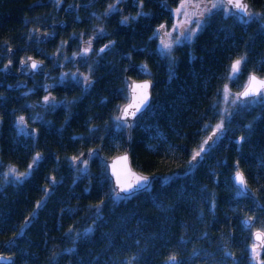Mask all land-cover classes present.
I'll return each instance as SVG.
<instances>
[{"label":"trees","instance_id":"16d2710c","mask_svg":"<svg viewBox=\"0 0 264 264\" xmlns=\"http://www.w3.org/2000/svg\"><path fill=\"white\" fill-rule=\"evenodd\" d=\"M248 1L264 12V0ZM114 2L0 0V253L12 264H166L172 255L178 264H264V250L250 255L253 232L264 230V100L226 116L218 107L227 84L237 93L250 73L264 77V19L244 23L220 7L191 42L162 53L154 33L173 24L182 0H127L109 12ZM127 15L137 18L122 23ZM38 30L54 34L43 41ZM29 58L45 67L18 75ZM127 76L153 84L132 123L117 120ZM126 150L155 178L116 202L106 161ZM235 165L253 196L237 195ZM9 166L27 175L8 181Z\"/></svg>","mask_w":264,"mask_h":264},{"label":"snow or ice","instance_id":"6c2138e0","mask_svg":"<svg viewBox=\"0 0 264 264\" xmlns=\"http://www.w3.org/2000/svg\"><path fill=\"white\" fill-rule=\"evenodd\" d=\"M59 2V0H58ZM119 2V0H118ZM222 3H226L227 5H231L232 8L236 9L237 12L240 14L241 19L243 20L244 23H248L250 22V20L252 19H264V12L262 13H254V12H250L249 11V6L247 3L244 2V0H219L218 3H214L212 5L213 8H217L219 6V4ZM184 7L183 4V0L181 3V6L178 7L176 9V13L180 14L181 9ZM114 8L113 6H110L109 10H112ZM244 17H247L248 19H244ZM128 20L127 17L124 18V20L122 21V23H126ZM164 26L161 25V29ZM175 27V26H174ZM160 31V29H157V33ZM154 35H156V33H154ZM90 44L91 42L89 41V47L83 49L82 54L86 55L88 51H90ZM163 47L165 49H169L171 47V45L163 43ZM105 47H108L107 45ZM100 52H103L104 49H100ZM246 60V57H241L240 59H237L231 66H230V73L231 76L229 77L230 79L235 80L239 74H240V65L242 63H244ZM24 63V62H22ZM31 68L35 69L37 68V64L36 62H32L31 64ZM143 70V69H142ZM150 84L149 83H144L141 85H137V84H132L129 85L130 91L133 93L132 96V100L133 103H130L127 107H125L122 111V115L121 117H117V120L120 121H124V123H126V120L124 119L125 117H127L129 115V109L131 108H135L134 112H131L132 116H135L136 112L141 111L142 108H147L148 104V95H147V90L149 89ZM137 89H141L142 91L139 94V97L136 96V92ZM225 92L227 93V89H225ZM249 97H256L258 98V100H264V80H258L255 76H250L249 77V83L248 85L244 88V90L242 92H240L237 97L236 100L233 101V103L236 102H240V103H244L246 101V98ZM138 99V103H136ZM48 98L45 97V101L47 102ZM257 99L254 100H249L247 101L248 103H256L258 102ZM18 124L23 125L24 124V118L21 117L20 120L18 121ZM118 126H122V125H118ZM223 127V123L221 122V124L217 125V130L222 129ZM250 127V126H249ZM211 139V137L209 138ZM208 141H204V144H207ZM205 151V148L203 145H201L199 151L195 152L192 160H196L197 157H199L201 155L202 152ZM40 157L36 156L33 160V163H36L37 161H39ZM191 163V161H190ZM32 165H29V169H31ZM9 172L12 173L15 176V179L19 180L21 176H26L27 173H21L19 175H15V169H9ZM234 183L237 186V195H245L246 194V182L245 179L243 178L242 173L237 170L236 175L234 177ZM149 186V178L145 177V176H136L135 177V183H128L127 185H121L120 187V191L126 193L127 195H131L133 193H135L136 191L142 190V189H147ZM125 197H120L119 194H117L116 199H124ZM243 223L245 225H247L249 223L248 220L243 221ZM257 239H261L264 240V233H257ZM252 259L256 260L259 256V253L256 249V246L254 245L252 248ZM3 259V258H0ZM130 264V262H129ZM166 264H178L177 262V257L175 255H172L168 258Z\"/></svg>","mask_w":264,"mask_h":264},{"label":"rangeland","instance_id":"374dc122","mask_svg":"<svg viewBox=\"0 0 264 264\" xmlns=\"http://www.w3.org/2000/svg\"><path fill=\"white\" fill-rule=\"evenodd\" d=\"M123 1H127V0H119V2H118V0H115V2L111 5V6L114 5V8L112 10H109L110 9V7H109L108 11L109 12H115L116 10L119 9V4ZM133 2H135V1H133ZM218 2H219V0H183L184 7L181 9L180 14L176 13V9L181 6L182 2L178 5L177 8L173 9V24L171 26L163 25L164 27L162 29H161V26L157 27V29H160V31L158 33L156 32V37L158 39L160 51L162 53L169 52L178 45H181V44H184L187 42H191L194 39V37L196 36V34L204 26L207 16L212 11L216 10L217 8L224 7V6L226 7V5L224 3H222V4H219V6L217 8H213L212 5L214 3H218ZM71 6L72 5H68L66 8L67 9L71 8V10H73V8H74L75 12H77L79 10V6H75V7L74 6L71 7ZM125 17L128 18V20L126 22L127 24L137 18V16H135V15H127ZM125 17H123V20ZM97 31H102V30H100L98 28ZM50 34L52 35V34H54V32H50ZM82 35H83V33H82ZM162 42L171 45V47L169 49H165L163 47ZM85 44H89V43H85ZM88 47H89V45H84L81 49L80 55L85 56L82 54V52H83V49L88 48ZM90 49H91V47H90ZM80 74L82 75L84 82L87 81V79H89L87 74H83V73H80ZM225 89H227V93L225 92ZM239 93H240V91L235 93L231 89L230 85H228V84L223 88L222 95H221V98H220L219 104H218V107H219V110H220L222 116L229 115L234 110L235 106L239 102L233 103V101L236 100V97ZM222 123H223V121H222ZM25 124L26 123L24 121L23 126L21 125L23 130H25L27 128V125L25 126ZM219 124H221V122ZM219 124H217V125H219ZM217 125L214 127L213 131L210 132V134L208 136V138H209V137H211L212 134H215L211 143H213L216 140V138L219 135V132H221V130H222V129L217 130ZM207 146H208L207 144H204L205 151L207 150ZM204 152H202L201 155H203ZM9 169H15V175H19V172L16 168L9 166V167L5 168L6 179L8 181H11V182L17 181V179H15V176L9 172ZM116 196H117V194H115L113 197L116 202L123 200V199H116ZM120 197H122V196H120ZM259 230H262L264 232L263 229H259ZM91 231H92V227H88L87 229L84 230V233H90ZM254 245L256 246V249H257L258 253L260 254L261 250L259 249L258 245L256 243H254ZM253 246H252V248H253ZM252 248L250 251L251 257L253 255L252 254Z\"/></svg>","mask_w":264,"mask_h":264},{"label":"water","instance_id":"95a60500","mask_svg":"<svg viewBox=\"0 0 264 264\" xmlns=\"http://www.w3.org/2000/svg\"><path fill=\"white\" fill-rule=\"evenodd\" d=\"M244 2L248 4L249 11H250L251 10V6H250L249 1L248 0H244ZM224 4L227 6V8L230 11H232L233 13H235V14L240 16V14L237 12V10L232 8L231 5H227L226 3H224ZM70 10H71V8H70ZM244 18H247V17H244ZM59 26L60 27L63 26V22ZM41 35H42L43 39H46V36H47L46 33H41ZM11 53H12V50H10L9 54L11 55ZM33 61L36 62V64H37V68H35V69L31 68V64H32ZM22 62H24V63H22ZM20 66H21V69H20L19 72H17L18 75L20 73L24 72V68L26 66H28V68H29V74H35V73H39L41 71V69L45 67V62L43 60H39V59H36V58H29L26 61L22 60ZM8 69H11V67L8 66ZM250 76H255L258 80H264V77L259 76L256 73H250L249 76H248V80H247L245 86L242 88V90L240 92H242L244 90V88L248 85ZM126 80L128 82L129 99H128V101L125 104H123L121 106L118 117H121L122 111H123V109L125 107H127L130 103H133V100H132L133 93L130 91L129 85H132V84L141 85V84H144V83H149L150 87L147 90V95H148L147 104H148V107L150 106L151 101H152V87H153V84H152V81L150 79H148V78L133 79L130 76H127ZM141 91H142L141 89H137V92H136V96L137 97H139V94H140ZM252 98H256V97H249V98H246V100L247 99H252ZM138 102L139 101L137 99L136 103H138ZM148 107L147 108H142L141 111L136 112L135 116H132L131 112L135 111V108L133 107V108L129 109V115L127 117H125L124 119L126 120L127 123H132L141 114H143L148 109ZM122 122H124V121H122ZM214 136H215V134H212L211 135V139H208V143H207L208 146L212 145L211 141H212ZM194 162L196 163V161H194ZM106 165H107L108 174H109V176H110V178L112 180L113 188H114L116 194H119V196H122V197H125V198H130V197H132L133 195H135V194H137L139 192L145 191V189L136 191L135 193H133L131 195H127L126 193L120 191L121 185H127L128 183H135V177L136 176H145V177L149 178V186H148V188L146 190H150V188L152 186V183H153V180L155 178L154 175L140 172V171L136 170L133 167L132 162H131V158H130V153H129L128 150H126L123 153H120V154L108 159L106 161ZM235 167L237 169L234 172L233 177H232L233 182H234V177L236 175L237 170H239L242 173V171L240 169H238L237 165H235ZM242 175H243V178L245 179V176H244L243 173H242ZM245 182H246V180H245ZM234 185L236 186L235 183H234ZM245 195L253 196L252 191L247 186V183H246V194ZM245 220L249 221V223L246 226L250 227L252 225V223H253V219L252 218H246V219H244V221ZM257 233H263V232L260 231V230L253 232L252 239H253V241L256 244H258L259 249L264 250V240L257 239ZM0 258H3V259H0V264H12L13 261H14L13 257L7 256V255L1 254V253H0Z\"/></svg>","mask_w":264,"mask_h":264},{"label":"flooded vegetation","instance_id":"af4514ba","mask_svg":"<svg viewBox=\"0 0 264 264\" xmlns=\"http://www.w3.org/2000/svg\"><path fill=\"white\" fill-rule=\"evenodd\" d=\"M94 1V0H93ZM68 11L69 12H71L72 10H70V8L68 9ZM41 33H44V32H40V30H38L37 32H36V39H38V38H40L41 40H43V41H45L46 39H43V37H42V35H41ZM46 38H51L52 37V35L51 34H47L46 33ZM22 73H25V74H29V68H28V66H26L25 68H24V72H22ZM29 75H33V74H29Z\"/></svg>","mask_w":264,"mask_h":264},{"label":"bare ground","instance_id":"6f19581e","mask_svg":"<svg viewBox=\"0 0 264 264\" xmlns=\"http://www.w3.org/2000/svg\"><path fill=\"white\" fill-rule=\"evenodd\" d=\"M25 61H26V60H25ZM20 74H21V73H20ZM20 74H19V75H20Z\"/></svg>","mask_w":264,"mask_h":264}]
</instances>
